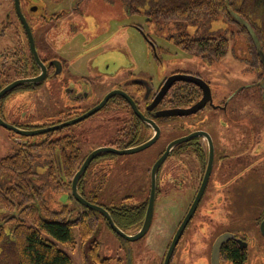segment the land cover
<instances>
[{
	"label": "rangeland",
	"instance_id": "rangeland-1",
	"mask_svg": "<svg viewBox=\"0 0 264 264\" xmlns=\"http://www.w3.org/2000/svg\"><path fill=\"white\" fill-rule=\"evenodd\" d=\"M42 1V5H48L52 12H65V21L60 24L62 37L58 49L71 73L90 77V83L92 80L97 90L106 91L104 84H96L101 79L104 82L110 80L109 83L116 86L114 81L129 78L142 82L144 86L152 85L156 89L165 77L182 73L198 76L206 81L211 87L214 104L223 105L221 109L208 105L186 118H171L172 121L191 122L192 125L203 121L205 129L209 127L213 131L220 126L227 141L225 150H219L223 152V161L215 165V178L211 180L184 239L176 248L171 264H205L202 236L213 242L216 236L228 230L245 235L249 222L253 219L249 211L250 203L257 208L264 205L262 181L258 176L249 174L250 167L264 162V79L249 33L242 27L244 22H232L224 13H219L217 18L208 23L196 26H188L187 22L182 24L183 16H170L168 20H158L156 15L149 18L145 13L149 0H144V3L143 0ZM129 7L136 11L135 14L129 12ZM259 18L262 17L256 15V19ZM260 21L261 29L264 30V20ZM187 34L190 38L205 35L226 38L228 54L221 61H215L185 51L178 44L181 39L188 40ZM261 37L264 38V31L261 32ZM68 84L72 85V82ZM58 85L61 86L58 79L55 82H45L31 90L28 96L18 95L16 99L11 97L2 100L0 106L9 105L8 109L2 111L4 120L14 126H27L28 130L55 122L56 114L61 110L57 107L56 96L40 95ZM127 86L130 92L135 90L133 84L128 83ZM186 88L192 90L191 87ZM63 100L66 101L65 98ZM103 129L106 130L105 127ZM67 132H73L77 139L76 146L81 147V158L106 144L105 138L95 135V145H91V133H87L83 126L74 127ZM43 137L44 135L35 136L27 140L39 142ZM51 138H56V135ZM25 139L26 137L21 138L15 132L0 126V161L15 154ZM162 148L163 145L159 142L153 148L133 155L106 153L92 164L82 184L85 187L88 181L90 184L95 183V204L105 208L112 204L120 207L126 213V220L134 219L133 213L140 208L144 216L151 187L150 171L158 157L155 153ZM55 151L52 148L32 152L35 155V171H39L34 178L38 184L46 185L44 195L51 209L59 210L68 205L75 209L73 216L80 217L85 209L72 197L67 184L72 181L81 163H74V171H69L70 181L66 180L67 184L62 185L57 171L50 175L48 170L50 164L57 166ZM146 153L150 154L151 160L145 165L137 160ZM153 156L156 160L151 164ZM122 158L133 161L130 165L121 164ZM196 159V154H188L182 158L181 167L176 172L172 170L177 168H173L178 162L175 154L165 162L159 176L153 223L142 239L126 241L112 231L103 217L98 216L94 232H89L82 221L76 229L73 243L70 246L60 244L61 248L72 257L74 264H87L85 256L90 257L92 264H95L92 256L97 264H126L128 250L133 254V264H163L172 239L200 187L202 173ZM234 164L241 165L240 174L235 172L241 177L239 182L235 180ZM178 172L181 175L178 176ZM53 176L61 182V189ZM174 176L179 178L174 179ZM16 180L15 175L4 172L0 177L4 188ZM3 208L0 205V225L4 226L7 236L5 246L0 250V264H15L11 248V229L15 222H5L7 215L12 216L14 211ZM23 218L28 224L34 222L32 215ZM86 220L91 225V216H86ZM127 223L136 225L129 230V234H135L142 225L136 220ZM90 241L91 247L87 246ZM85 250H88L86 255ZM221 264L230 263L222 260Z\"/></svg>",
	"mask_w": 264,
	"mask_h": 264
},
{
	"label": "flooded vegetation",
	"instance_id": "flooded-vegetation-1",
	"mask_svg": "<svg viewBox=\"0 0 264 264\" xmlns=\"http://www.w3.org/2000/svg\"><path fill=\"white\" fill-rule=\"evenodd\" d=\"M41 2L43 1L42 0H0V92L5 87H7L8 85H10L11 83L17 80L38 77L43 73L42 68L45 69L44 72L45 78L41 83L35 86L34 85L19 86L13 89L12 91L8 92L5 96H3L0 102L4 99H8L11 97H14L13 99H16L18 95L28 96L30 95L31 90H35L36 88H38L39 85L41 86L45 82H55V80L58 79L61 86L58 85L57 87H53L52 90L45 91L40 96H47V95L56 96L57 107L58 109L61 110L57 112L56 114L57 120L55 122L46 124L42 127L40 126L36 127L35 130H39L43 128L57 126L59 124L68 122L72 119L84 115L88 111L98 106L103 101L105 96L112 90L119 89L124 91L129 99L122 95H117L112 97L101 110H99L91 117L75 125H71L54 132H50L53 135L55 134L56 138H51V136L48 137L50 133H47L44 134V137L41 139V141L29 142L27 139L30 137L17 134L21 138L26 137L25 140H22L18 148L23 150L22 151L23 153H25V151L38 149L40 148L41 145L42 148L47 147V148L56 149L55 159H56V163L58 164L56 171L58 173V176L62 180L64 179L66 182L70 174L69 173L70 169L69 168L65 169V166L68 167V164L73 165L74 163L77 162L81 163L82 165L84 160L90 154L89 152L88 155L86 156L84 155V157L81 158V152H80L81 147L76 146L77 144L76 142H78L77 139H75V136L72 134L73 132L72 133L67 132L74 127L83 126L84 129L87 130V133H91V145H95L94 137L95 135H98L106 139L105 142L106 144H104L103 146L113 147L119 150H126L129 148L138 147L144 144L145 142L150 141L151 138L155 136V128L152 125H149L148 122L146 123L145 119L155 122L161 129L160 137L153 145H151L148 148H153L159 142L162 143L163 148L159 150L157 153H155V155L158 156L156 158L157 160L165 153L168 145H170V143L173 142L174 140L182 138L184 136H188L195 132L205 131L206 133H209V135L211 136L214 145L215 155H214L212 173L209 178V182L207 184L205 193L203 195L204 198L206 192L209 189L211 180H214L215 178V174H214L215 165H218V163H220L221 160L223 161L224 158V156H221V153L223 152H220L219 150L220 149L225 150L227 145V141L224 138V135L222 133L223 131L221 130L220 126H218V129L216 131H213L209 127L205 129V126H203L205 125L203 121L198 122L195 125H192L191 122L172 121V119H174L175 117H162V118L157 117L160 111L166 109L185 108V107H179L177 104L171 101L173 91L175 90L176 92L177 91L179 92V89L183 86L181 85L182 82L174 83V85L171 87L168 94L160 102V104L153 109L149 108L154 102L155 97L157 96V94L159 93V91L167 81V79L170 76L178 73H173L169 77H165V79L156 89H154L152 85L144 86L142 82L134 78H129L125 81H114L117 84L116 86L109 83L110 80H106L104 82V80L101 79V81L96 82V84H104L106 91L97 90L92 80L90 83L89 80L90 77H87L85 75H78L77 73L74 74L71 73V70L69 69V65L62 57L60 50L58 49L59 40L62 37L61 35L62 28L60 24H63L65 21L64 20L65 12L64 11L52 12L49 10L48 5L43 6ZM25 21L28 24L30 33L33 37L34 46L38 54L37 56L40 61V65L35 61L32 50V39L25 25ZM90 75L91 74H89V76ZM68 82H72V85H69ZM128 83L133 84L135 86L134 91L130 92L128 90V86H127ZM200 92H201V96H200L201 99L203 93L201 90ZM183 95L184 94H181V96ZM64 98L66 99L65 102L63 100ZM211 107L221 109L223 108V105L216 106L214 104V106ZM8 108L9 105L2 104L0 106V117L3 120L4 118L2 116V111ZM100 111L102 112L98 114ZM136 111L138 112V114L141 115H138ZM91 121H94L93 122L94 124H91ZM16 127L26 131H33V130H28L29 128L27 126L17 125ZM104 127L106 128V130L103 129ZM218 142H219V146H218ZM93 150H91V152ZM209 151H210V145L208 139L205 136H200L175 147L171 151L168 158L173 156V154L176 155V160L178 162L177 164L173 165V168L174 167L177 168L172 169L174 172H176L181 167L182 158L184 159L188 154H193V153L196 154L198 156V159H196V161L200 165L199 167L202 173L200 178L202 183L208 165ZM102 156H104V154H101L96 159H94L90 167L98 158ZM149 156L150 154L146 153L143 157H140L137 161H140V163L146 165L151 160V158L149 159ZM152 158H154V160H152L151 164H153L156 160L155 156H153ZM168 158L166 159V161L168 160ZM105 160L108 162L109 161L113 162L108 159ZM120 161L121 164L130 165L132 163L131 161L133 160L122 158ZM165 162L163 163V165L159 170L158 180L160 176V171L164 166ZM81 165L79 166V168L81 167ZM240 169H241L240 164L237 165L234 164V174L236 175L235 180L238 182L241 179V177L237 176V173L235 172H238L240 174L239 172ZM88 170L81 177L78 183V189L81 195L85 199L88 200L89 198L91 199V202H93L94 201L93 199L96 195L95 183L91 182L90 184V182L88 181V185H86L85 187L84 184H82V181L86 178L88 174ZM173 171L171 173L172 175L174 173ZM93 174H91V180ZM249 174H251V176L254 175V177L258 176L262 181V185L264 189V162L250 167ZM74 175L72 177V181ZM179 175H181L180 172H178V176ZM177 178L179 177L174 176V179ZM72 181H70V183L67 184L68 187H70L71 189V193H72ZM179 184H182V182H180ZM84 188L88 192L89 196L87 192H85ZM181 189L182 188H178V190ZM106 209L111 214L115 223L123 230H130L132 227L136 226L134 224L127 225L129 219L127 220L125 219L126 213L122 211L120 207L114 206L112 204V206ZM249 211L251 212V217L253 219L250 220L248 225V231L245 233V235H241L237 233V231H233V230L225 231L227 233L232 234L233 237L230 238L229 241L222 246L220 252V264L222 260L230 264H264V234H263L264 205L257 208L256 205L250 203ZM189 224L185 229L178 245L181 243L182 239H184ZM223 233H220L218 236H216L213 242L208 237L202 236L203 253H205V257L204 256L203 257L205 258V264H212V251L214 244L216 240L221 235H223ZM236 251H238V253L242 257V261L235 259L234 252Z\"/></svg>",
	"mask_w": 264,
	"mask_h": 264
},
{
	"label": "trees",
	"instance_id": "trees-1",
	"mask_svg": "<svg viewBox=\"0 0 264 264\" xmlns=\"http://www.w3.org/2000/svg\"><path fill=\"white\" fill-rule=\"evenodd\" d=\"M142 3H144V0ZM146 9L145 13L149 18L156 15L158 20H168L170 16H183L181 18L184 21L182 24L187 22L189 23L188 26L208 23L217 18L219 13H224L232 22L241 23L243 21L244 25L241 23L242 27L249 33L250 41L254 45L255 54L258 56V61L262 66V78L264 79V63L259 53L261 50L264 56V38L261 37V32L264 30L261 29L260 24V19L264 20V0H149ZM129 12L135 14L136 11L132 7H129ZM254 14L262 18L256 19V15ZM177 22L180 21L177 20ZM250 30L255 34L260 43L259 49L255 45ZM187 35L188 40L181 39L178 44L185 51L187 50L197 56L209 57L215 61H221L228 54V41L226 38L214 35L190 38L189 34ZM262 41L263 43H261ZM181 84L184 87H181L179 92L173 91L171 101L179 107L186 108L200 99L201 92L193 84ZM186 86L191 87L192 90H188ZM181 94L184 95L181 96ZM52 135L50 133L48 137ZM41 148L42 145L38 149L25 151V153L18 148L15 154L0 161V177L4 172L15 175L17 179L6 188L2 186L0 181V205L2 208L13 210L15 214L12 216L7 215L8 217L5 218V222H15V225L11 229V248L15 256L13 263L74 264L72 257L61 248L60 244L70 246L73 243L76 229L81 225L82 221L89 232H94L98 221L95 219L98 216L102 218V216L84 207L85 211L79 217L73 216L75 209L70 208L68 205L62 206L59 210L51 209L48 206L47 197L44 195L46 185L38 184L34 178L39 171H35V155L32 152ZM42 149L50 150L52 148L44 147ZM74 166V164H68V167L65 166V169L69 168L70 173H72L75 168ZM54 167L57 170V166L49 165L48 170L50 175L55 174L56 170H54ZM56 178L53 176L54 180H58ZM69 179H71V175L68 176ZM60 181L62 183L58 180L57 186L61 189L59 184L63 185L66 182L64 179H60ZM88 200L91 202V199L88 198ZM141 209H136L137 212L133 213L134 219H129V221L133 220L134 222L136 220L138 223H142L144 212ZM26 215L34 217L33 224H28L27 220H25L26 217L23 218ZM86 216H91V225L87 222ZM87 235H89L88 232ZM6 236L4 226L0 225V250L5 246L4 241ZM234 257L242 261V257L238 251L234 252ZM92 258L95 264H97L94 256Z\"/></svg>",
	"mask_w": 264,
	"mask_h": 264
},
{
	"label": "water",
	"instance_id": "water-1",
	"mask_svg": "<svg viewBox=\"0 0 264 264\" xmlns=\"http://www.w3.org/2000/svg\"><path fill=\"white\" fill-rule=\"evenodd\" d=\"M25 25H26L28 32H29L31 39H32V50H33V55H34L35 61L40 65V61H39L38 56H37L38 54H37L35 46H34L33 37L30 33L29 26L26 23V21H25ZM250 34L253 37V40L255 42L256 47L259 49L260 46H259V41H258L257 37L255 36V34L251 30H250ZM259 53H260L262 61L264 63V56L262 54V51L260 50ZM42 70H43V73L41 75H39L38 77L17 80L15 82L11 83L10 85H8L7 87H5L0 92V100L8 92L12 91L13 89H15L19 86H23V85H34L35 86V85H38L39 83H41L45 78V74H44L45 69L42 68ZM177 82L189 83V84H193V85L197 86L198 88L201 89V91L203 93L202 98L198 102H196L194 105H192L191 107H188V108H172V109H166V110L160 111L158 113L157 117H159V118H162V117H188V116H191V115L198 113L199 111L204 109L208 104H210L211 106H214L212 90H211L210 85L206 81H204L202 78H200L198 76L179 73V74L172 75L167 79V81L165 82V84L163 85V87L161 88V90L159 91L157 96L155 97L154 102L152 103V105L149 108L153 109V108L157 107L160 104V102L165 98V96L168 94L169 90L174 85V83H177ZM117 95H122V96L128 98V96L126 95V93L124 91L119 90V89L112 90L105 96L103 101L98 106L93 108L92 110L88 111L87 113H85L84 115H82L80 117H77V118L72 119L68 122L59 124L57 126H52V127L43 128V129H39V130H33V131H26V130H22V129L14 126V125L7 123L1 117H0V126L9 130V131H13L18 135H22V136H26V137H34V136L44 135V134L54 132V131H57L59 129L71 126V125H75V124L91 117L92 115L97 113L99 110H101L112 97L117 96ZM136 113L138 114L137 111H136ZM138 115H141V114H138ZM145 122L146 123L148 122L149 125H152L155 128V136H153V138H151L150 141H147L138 147L129 148L126 150H119V149H116L113 147H99L96 150H93L87 156V158L84 160V162L81 165V167L79 168V170L74 175V178L72 181V196L74 197V199L79 204H81L85 208L93 210V211L101 214L107 220L112 231L114 233H116L118 236H120L121 238L125 239L128 242L138 241L147 235V233L149 232V230L152 226V223H153L155 205H156V200H157V191H158V173H159L161 166L166 161V159L170 155L171 151L175 147H177V146H179L185 142H188V141H190L196 137L205 136L208 139L209 145H210L208 165H207L206 172H205L204 178L202 180L201 186L199 188V191H198V193L194 199V202L191 205V207H190L187 215L185 216L184 220L182 221V223H181L179 229L177 230L175 236L173 237L172 242H171V244L168 248V251L166 253L165 260H164L163 264H170L171 260L173 258L174 252L178 246V243H179L185 229L187 228L188 224L190 223V221L192 220V218L194 217V215L198 209V206H199V204L203 198L207 184L209 182V178H210L211 173H212L215 153H214L213 141H212L209 133H206L205 131L204 132L199 131V132L192 133L188 136H184L182 138L174 140L173 142L170 143V145H168L165 153L155 162V164L153 165L151 172H150V174H151L150 175L151 187H150V194H149V200H148V205H147L145 217H144V220H143L141 227L139 228V230L135 234H129L126 231L122 230L115 223V221L113 220L111 214L109 213V211L107 209L85 199L81 195V193L79 192V189H78V183H79L81 177L87 172V170L90 167L93 160L96 159L99 155L106 154V153L115 154V155H119V156L133 155V154L139 153V152L147 149L151 145H153L158 140V138L160 137L161 129L155 122H152V121H149L146 119H145ZM263 234H264V226H263ZM232 237H233L232 234L226 233V234L221 235L216 240L214 247H213V251H212V264H220V252H221L222 246L226 242H228L229 239ZM87 246L91 247V241H90V243H88ZM87 252H88V250L87 251L85 250V255ZM126 252H127V250H126ZM85 257L88 261V264H92L90 257L89 256L88 257L85 256ZM126 264H133V254L130 250H128V252H127V263Z\"/></svg>",
	"mask_w": 264,
	"mask_h": 264
}]
</instances>
